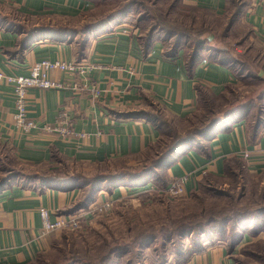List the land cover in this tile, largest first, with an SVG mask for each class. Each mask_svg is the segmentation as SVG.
I'll use <instances>...</instances> for the list:
<instances>
[{"label":"crops","instance_id":"0c3cea01","mask_svg":"<svg viewBox=\"0 0 264 264\" xmlns=\"http://www.w3.org/2000/svg\"><path fill=\"white\" fill-rule=\"evenodd\" d=\"M100 1L107 2L0 0V71L28 76L30 67L42 60L85 64L83 73L55 71L50 75L64 85L62 89H29L27 116L36 123L29 133L15 124L13 86L0 82V147L16 163L36 173L54 166L58 159L98 166L143 156L157 148L164 134L151 108L159 106L174 119H189L199 107L200 91L220 97L239 85L228 64L206 52L192 60L182 46L173 50L172 40L167 41L164 34L148 37L129 13L105 27L80 32L78 27H51L54 33L38 30L39 21L54 26L55 22L91 20ZM184 1L217 17H238L264 46V0ZM28 19L38 22L29 25ZM67 30L75 32L59 33ZM255 108L253 102L234 107L211 136L181 147L168 169L170 181L189 175L186 189L190 195L206 177L226 179L243 172L264 187V118L259 127H251L249 115ZM61 112L71 124L73 136L47 130L57 124ZM3 173L0 168V179ZM61 185L67 184L25 183L20 176L0 189V264H32L53 246L56 235L43 233L41 208L48 209L55 221L94 203H117L156 191L153 182L140 178L110 187L101 185L88 206L75 210L85 189ZM85 219L88 227L95 217ZM251 239L245 233L235 248L220 239L208 240L183 259L163 263L237 264L238 251Z\"/></svg>","mask_w":264,"mask_h":264},{"label":"rangeland","instance_id":"374dc122","mask_svg":"<svg viewBox=\"0 0 264 264\" xmlns=\"http://www.w3.org/2000/svg\"><path fill=\"white\" fill-rule=\"evenodd\" d=\"M102 1L107 2H99L100 8L94 11L91 20L86 18L85 22L79 19L77 22H55L54 27H78L80 29L77 32H80L86 27L96 26L108 15L130 7L131 19L143 29L157 27L173 36V41H183L191 52L202 45L218 60L234 63L233 68L240 79L239 85L234 89L235 93H227L222 97L203 93L196 115L185 120L174 119L163 108L154 106L151 108L153 116L159 119L163 127L162 145L158 152L149 151L134 159L116 160L98 166L58 159L54 166L42 168L36 173L16 163L12 154L0 147V168L4 171V177L18 174L23 176L25 183L34 184L39 181L47 184L78 182L83 188L88 183L98 186L100 177H106L107 182L100 184L101 188L110 187L116 185L122 177L143 173L146 167H150L166 152L174 135L199 128L205 122L209 125L213 119L221 118L227 111L233 110L232 104L237 99L239 102L236 106L247 105L250 100L256 106L249 115L251 127L254 128L264 118V46L258 43L251 30L238 17L235 24L230 26V18L217 17L184 0ZM105 11L107 14L102 16ZM14 20L20 19L14 17ZM36 22V19H28L29 25ZM39 24L46 26L48 23L39 21ZM260 109L263 115H260ZM169 166L170 164L166 170H157L156 191L139 193L136 197L115 203V208L109 215L96 216L90 226L80 231L55 232L53 246L35 264H65L64 259L70 257L76 260L74 264H99L103 257L99 248L106 251L110 246L113 249L108 255L109 263L145 264L148 261L150 264H162L168 259H177L182 251L184 256L189 255L197 250L199 243L203 244L208 240L220 239L230 243L233 234L232 224H228L225 236L209 231L204 235L197 232L186 238L174 234L177 226L200 222L204 216H214L215 223L210 228L219 226L218 223L222 222L225 214L231 213L229 210L237 204L240 207L263 205L264 208V187L258 179L243 172L238 177L226 179L206 177L197 192L181 198H171L159 191L166 182L176 180L170 181ZM18 171H22L24 175ZM262 219V222L258 221L256 224L261 226L259 232L253 235L252 242L238 251V264H264V213ZM172 235L173 239L170 241L168 237Z\"/></svg>","mask_w":264,"mask_h":264},{"label":"trees","instance_id":"16d2710c","mask_svg":"<svg viewBox=\"0 0 264 264\" xmlns=\"http://www.w3.org/2000/svg\"><path fill=\"white\" fill-rule=\"evenodd\" d=\"M129 8L130 7H126L122 11H120L119 13L110 14L107 17H105L104 19H102L101 21H99L96 26L86 27V29L87 28L88 29L89 28H96V27L97 28L98 27L99 28L105 27L108 24L112 23L117 18H119L120 16H122V15H124L126 13L128 14L129 10H130ZM235 18L232 17L230 19L231 20L230 26L234 22ZM137 25H140V24H137ZM38 27H39L38 30L45 31L46 33H54V32H56L53 28H51V27H54V26H51V25L38 26ZM140 28L144 32H146V35L148 37L151 36V38L154 36V34L156 32L164 34L165 39L167 41L168 40H172V42L170 44H172L171 48L173 50L179 48L180 46H182L187 51V53L189 54V57L192 58V60L199 58L201 56V54L204 53V52H206V53H208V55H210V53L207 52L205 47L202 46V45H199L194 52L189 51V48L187 49L186 44L183 43V41H181V40L173 41V39H174L173 36L167 34L164 30H160L157 27H154V28L153 27H149V28L147 27V29H143V27L141 26ZM229 29H230V27H229ZM73 32H75V31H70V30L59 31V33H63V34L64 33H73ZM30 34H32V32L29 33V35ZM86 35H87V33H86ZM210 56H213V55H210ZM213 57L216 58L215 55ZM218 61H220V62H222L224 64H228L230 66L231 70L233 71V73L235 74V76L237 77V79L240 80L238 75H237V73L235 72V70L233 68L234 63L226 62V61H222V60H218ZM203 93H206V92L200 91L199 96H201ZM234 93H235V91H233L231 94H234ZM220 97H222V96H220ZM238 100L239 99L234 101L233 104H232V106H234L235 108H236L235 104L239 102ZM250 102H251V100L249 101V103ZM198 110H199V107H198L197 111ZM233 112H234L233 110L227 111L221 118L218 117V119H213L209 123V125H207V123L205 122L199 128L192 129L191 131H188V132L183 133V134L174 135L173 139H172V142L166 147V152L163 153L160 158H158L156 161H154L150 165V167H146V169L144 170L143 173L137 174V175H132V177H128V176L127 177L126 176L122 177V178H120L121 180L119 182H125V181H128V180H135V179H139L140 178V179H143V180L148 179L149 181L153 182V184L156 185V182L158 180L156 178L157 177L156 173H158L157 170H159V169L166 170L168 164H170V166H171V161H172V158H173L174 154L181 147H183V146H185L187 144L197 143L198 141H201L202 139H205L206 137L211 136L214 133V131L216 130V128L218 127V125L220 124L221 120L224 119V118H228L229 115L232 114ZM196 113H195V115H196ZM256 126L257 127L260 126V121H258V124ZM161 145H162V143L160 141L159 145L154 150L158 152L159 147H161ZM170 166H169V168H170ZM10 172H12V170ZM239 175L240 174H237V175H233L232 174L229 177H238ZM13 177H18V178H13ZM19 177H20V175H18V174L17 175H10L8 177H2L0 179V189L4 188L8 184H10L12 181H15V180L19 179ZM100 180H101V182H99L98 186H96V184H90V183L86 184V186L84 188L85 190L88 187H90V186L91 187H90V189L87 192L85 191V193L82 196V200L76 206L75 210H78L80 208L88 206V204L90 203L93 195L98 191L99 186H101L100 184H102L103 182H107V178L106 177H102V178L100 177ZM42 182H44V181H42ZM119 182H117V184ZM50 183H53V182H48V184H50ZM167 183L168 182H166L163 185V187H161V188L162 189L166 188L167 187L166 186ZM63 184H67V183H63ZM71 184L78 185V186L82 187L81 185L78 184V182H70L67 185H71ZM67 185H61V187L67 186ZM240 200H242V199H240ZM229 212H231V213L225 214V216L222 219V222L218 223L219 226H213L212 228H210L211 224L215 223L214 216H210L208 218H206V216H204L203 219L200 222H197V221L196 222H188L186 224L177 226L175 228V230H174V234L178 235L180 237H186L187 238L188 235H193V234H196L197 232L200 235H204V234H207V232L210 231L212 233L219 234L220 236H225L227 225L228 224H232L233 234H232V237L230 239V243L235 248V246H238L241 243L245 233H248V234L251 235V237H253L254 234H257L259 232L261 224H260V226L259 225L257 226L256 224L258 223V221L262 222V220H263L262 219V216H263V213H264L263 205H259L257 207H255V206L254 207H251V206L240 207V205L237 204L236 207L233 208V209H230ZM258 216H260V217H258ZM246 229H248V230L244 232L243 230H246ZM173 235L168 237V238H170V241L173 239ZM201 245H202L201 243H199L197 245L198 248H197L196 251H198V250H200L202 248ZM112 249H113L112 246L107 247L106 251H103V250H101V248H99V252L103 255V257L101 259V262L99 264H112V263H109L110 261H108V255H109V253H110V251ZM180 254H182V255H180V257H177V260H181V259H183V257L186 256V255L185 256L183 255L184 251H182ZM40 256L35 260L36 263L39 262ZM166 261H168V260H166ZM35 262L32 263V264H35ZM74 262H76V260L73 257L66 258L63 261V263H65V264H74ZM236 262L238 264L237 258H236Z\"/></svg>","mask_w":264,"mask_h":264},{"label":"built area","instance_id":"2783aa9c","mask_svg":"<svg viewBox=\"0 0 264 264\" xmlns=\"http://www.w3.org/2000/svg\"><path fill=\"white\" fill-rule=\"evenodd\" d=\"M84 65L78 62H67L64 60H42L34 63L29 70L28 76H9L0 71V82L10 84L14 88L15 99V124L16 126L29 133L36 128L34 120L27 116V96L29 89H62L64 85L51 78V74L60 71L68 74H77L84 72ZM97 94V91H95ZM49 131H59L63 136H73L75 133L71 124L68 122L64 113H59L57 124L54 127H47ZM189 175H185L170 183L166 188L159 190L171 198H181L187 196V183ZM115 208L114 201H104L99 204L94 203L88 209H81L78 212L68 215L59 216L55 221L51 220L50 211L46 208L40 209L42 219V229L45 235L57 231L77 232L86 228V219L88 215L96 217L98 215H109Z\"/></svg>","mask_w":264,"mask_h":264}]
</instances>
